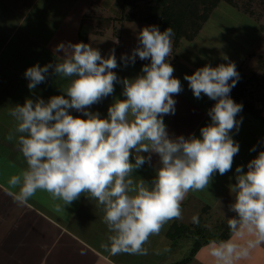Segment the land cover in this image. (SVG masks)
<instances>
[{"label":"clouds","instance_id":"obj_1","mask_svg":"<svg viewBox=\"0 0 264 264\" xmlns=\"http://www.w3.org/2000/svg\"><path fill=\"white\" fill-rule=\"evenodd\" d=\"M174 35L171 27L163 32L157 26L140 30L138 46L121 59L125 66L134 64L137 56L150 63L131 79L113 71L118 67L114 50L105 58L82 42L60 43L55 51L63 55L55 64L26 69L30 91L45 81L49 69L66 83L62 95L47 101L26 99L8 109L14 128L7 139L15 140L27 165L8 181L17 190L11 195L18 206L44 191L53 211L67 214L65 209L84 195L95 201L109 232L101 247L112 255H143L150 237L182 216L189 192L205 191L217 172L224 175L232 169L239 144L230 133L239 131L242 118L237 116L243 109L230 97L240 79L236 65L230 61L205 65L184 76L196 98L203 94L216 103L208 111L211 123L200 129V138L194 134L171 138L163 117L175 113L173 96L183 90L169 62ZM117 83L124 99L109 106L107 118L88 111L112 95ZM70 109L86 119L71 115ZM153 153L159 156V167L151 183L134 178V171L150 162ZM235 172L236 183L229 186L234 196L229 210L235 216L228 218V225L233 234L243 236L246 231L255 239L245 246L231 239L210 241L215 264H234L264 242V150L247 164L246 172L242 166ZM193 222L198 218L194 216Z\"/></svg>","mask_w":264,"mask_h":264},{"label":"crops","instance_id":"obj_2","mask_svg":"<svg viewBox=\"0 0 264 264\" xmlns=\"http://www.w3.org/2000/svg\"><path fill=\"white\" fill-rule=\"evenodd\" d=\"M70 1L0 0V264H169L179 260L180 258L175 256L182 255V251H186L184 248L180 249L181 246L188 248L192 245L191 240L179 243L187 236L180 237L177 244H172L166 229L163 228L159 235L150 237L149 242L144 246L147 254L112 255L101 247V244L108 242L109 232L102 221V212L95 206V201L82 195L65 209L67 214H64L53 211V202L49 194L44 191H38L25 206H18L11 195L17 190L9 186V178L18 174L27 165L17 149L15 140L7 139L14 128V121L8 115V109L18 104L23 105L26 99L35 100L41 97L47 101L52 96L62 95L64 93L61 87L66 83L62 79L59 80L53 74V70L49 69L45 81L30 91L27 87L29 81L24 75L26 69L36 64L41 67L53 64L55 57L57 60V57L63 55L62 52L55 51L60 43H81L78 40V28L83 17L88 16L93 20L102 17L100 8H107L105 5L109 4L105 3L107 0H78L77 4L74 2L71 5ZM86 6L93 7L92 13L88 14L89 9L86 10ZM109 16L116 17V15ZM135 20L137 19L126 21ZM113 21L110 25H106L105 29L107 26L109 28ZM122 22L123 28L126 22L125 20ZM93 34L106 35V31ZM91 36L92 34L87 35L82 43H86ZM121 36V33L118 35L114 32L110 39V42H113L112 49L116 48L115 56L118 63V67L113 71L120 78H135L141 74V69L147 62L140 60L137 56L134 64H128L130 65L128 72L125 71L126 66L121 57L130 56L132 53L127 54L122 47ZM129 36L131 38L134 35L132 33ZM127 37L124 36V38ZM187 41L192 42L193 38ZM130 42L133 45L136 44L133 39H130ZM188 50L192 51L190 55L193 54V48L190 47ZM174 52L175 49L169 57V62L175 69L173 75L180 80L183 90L173 96L176 101L175 113L165 115L164 123L171 138L180 135L188 138L193 134L200 138V129L211 123L208 111L216 101L203 94L201 98H196L188 87V81L184 80V76L192 75L206 64L199 62L201 66H196L193 63V57L179 58L178 55H173ZM248 54L251 52L244 56L236 68H240L244 76L249 79L254 71L247 72L249 69L247 65H250V62L245 65L244 59ZM129 73L131 74L126 76ZM248 88L252 90L251 82L248 83ZM122 91V85L117 83L112 95L92 105L88 111L99 112L102 118H107L109 106L116 99H124ZM230 97L241 104L231 92ZM65 98H67L66 94ZM69 111L73 116L86 119L75 109ZM248 114L251 113L244 108L238 114L237 119L242 118V122L239 131L233 130L230 133L232 138L239 132H246L245 129L250 125ZM250 147L255 148L252 145ZM141 155L147 157L149 154L141 153ZM132 162H135L134 156ZM158 167L159 156L153 153L150 162H146L140 169L135 170L133 177L143 179L150 184ZM217 173L211 182L223 181V186L215 185L219 187L216 198L213 201L209 199V192L212 187H215L211 184L203 192H189L182 203V216L186 215L188 219L184 220L180 217V223L189 224L193 222L194 216H202L206 223L215 224L219 220L228 219L231 215L228 209L234 202V196L230 193V185L225 181L231 182L234 176L225 175L222 179H217L220 177ZM229 239L245 246L248 240H254L255 237L246 231L243 236L235 235L230 231L224 239L219 240L213 237L202 243L185 264H215L214 258L209 253V242ZM234 264H264V242L250 249L248 257L236 260Z\"/></svg>","mask_w":264,"mask_h":264},{"label":"rangeland","instance_id":"obj_3","mask_svg":"<svg viewBox=\"0 0 264 264\" xmlns=\"http://www.w3.org/2000/svg\"><path fill=\"white\" fill-rule=\"evenodd\" d=\"M249 1L250 2L246 7L251 9L252 14L246 13L243 10L246 0H236V6L228 4L224 1H220V3H218L217 6L212 9L207 20L204 21L203 26L199 30L195 39H193L192 42L180 40L173 55L176 54L179 58H187L188 56L191 58L193 57V63L199 67L201 66L200 63L215 67L222 63H228L229 61L234 62L235 65L238 66L244 56L251 52V54H248L246 59H244L245 65L246 63L250 62V65H247L249 67L247 72L249 73L254 71L253 73L255 74L249 76L251 78L250 80L252 90L254 92H258L256 93L257 95L261 94V100H264V0ZM74 2L77 4L78 0H71L70 4L72 5ZM105 3H109L108 5H105L107 8H100L101 11H99L102 12L100 13L102 17H107L109 15L119 16L121 14L120 6L122 0H107ZM135 3L136 10L133 19L137 20L126 21L127 18L124 19L126 23L122 28L121 24L123 22L118 19H114L113 24L115 25L112 24L109 26V28L108 26L106 29L104 28L106 35H96L91 32L89 34H92V36L85 44H89L93 48L98 49L103 56H108L112 50L116 52V48L112 49L113 42H110V39L113 37L114 32L118 33V35L121 33L123 36L120 37L121 45L127 54H131L133 48L138 46L137 33L146 26H155L153 23L146 21V14L150 1L136 0ZM87 8L89 9L87 11L89 12L88 14L92 13L91 11L93 10V7L86 6V10ZM125 12L132 13L133 10L128 8L125 10ZM125 12L123 14H125ZM128 20L132 19L128 18ZM48 25L51 27L50 23H48ZM108 25H110V22ZM129 33H133L134 36L129 38ZM124 36L128 37L124 38ZM130 39H133L137 45H133L130 42ZM190 47L193 48V54L191 55L189 53L192 51L188 50ZM225 56L227 57V60L223 59ZM55 59L53 64L57 62ZM129 66L130 65L126 66L125 71L128 72ZM130 74L131 73L126 74V76H129ZM59 80H61V78H59ZM261 112L262 114L257 116H253L251 114L247 115L248 120H250L248 121L250 125L245 129L246 132H239L237 136L233 137V139H235V141L239 144V152L234 157L232 169L224 175L217 173L218 176H220L217 179H222V177L225 175H233L234 177L231 179V182L225 181V183L232 185L236 183L235 169L237 166H242L243 171H247V164L256 157V153L258 152L259 148L262 144H264V106H262ZM249 145L254 146L256 150L252 151L253 148ZM211 185L220 187L221 185L223 186V181H213L211 182ZM216 186L212 187V190L209 192V199L212 201L216 198V194L219 192V187ZM233 216H235V213L231 211V215H229V217L231 218ZM181 217L184 220L188 219L186 215ZM225 219L228 220L227 218ZM217 223L218 222L215 224L217 225ZM179 224L181 223L179 222L178 218L169 221V223L164 226V229H166V233L171 242H178V240L180 241V237H177L176 233L178 232L177 230H179L177 227ZM215 224L212 222H205L206 236L213 234L215 236L217 233ZM189 240H191L193 244L195 238L191 236L186 237L179 243L182 244ZM190 247L191 246L188 248L181 246L180 249L184 248L186 251H182V255H174L175 258L181 259L182 256H186L189 253Z\"/></svg>","mask_w":264,"mask_h":264},{"label":"trees","instance_id":"obj_4","mask_svg":"<svg viewBox=\"0 0 264 264\" xmlns=\"http://www.w3.org/2000/svg\"><path fill=\"white\" fill-rule=\"evenodd\" d=\"M136 0H122L120 6L121 14L116 17H97L95 20L88 16H84L80 22L78 28V40L82 42L86 39L89 33H102L106 24L108 25L114 19L123 21L124 19H133L136 10ZM150 1L148 5V10L146 14V20L153 23L159 28L161 32L171 27L174 30L173 37V49L178 46L180 40H190L194 39L204 21L210 15L212 9L217 6L220 1H224L228 4L237 5L236 0H148ZM248 2V3H247ZM249 0H246L244 4V12L252 14L251 9L246 6L249 4ZM132 9L133 12H125L126 9ZM125 12V14H123ZM103 18V20H102ZM101 19V22H100ZM89 26V24H91ZM95 24V25H94ZM144 62L150 63L148 60H143ZM240 79L236 83V86L232 88L231 94L237 98V100L243 105V108L254 116H257L262 111V106H264V100H261V94L257 95L253 90L248 88V83L250 84L251 78H246L240 68L237 69ZM255 75V74H253ZM264 150V144L261 145L256 156L260 151ZM256 158V157H255ZM206 207V206H205ZM205 211V209H204ZM198 223L191 222L189 224L181 223L177 227V237H194L195 241L190 247L189 253L179 260H176L169 264H185L188 262L202 243L212 239L213 237L217 239H224L230 233V228L228 225V220H219L216 226L217 234L206 236V226L205 219L202 216H198ZM172 244H177L173 241Z\"/></svg>","mask_w":264,"mask_h":264}]
</instances>
